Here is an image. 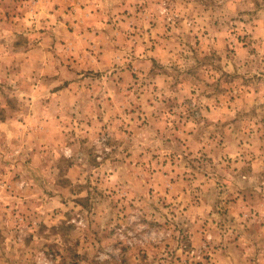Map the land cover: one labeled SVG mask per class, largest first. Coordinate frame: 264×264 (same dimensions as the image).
Returning a JSON list of instances; mask_svg holds the SVG:
<instances>
[{
	"label": "rangeland",
	"instance_id": "374dc122",
	"mask_svg": "<svg viewBox=\"0 0 264 264\" xmlns=\"http://www.w3.org/2000/svg\"><path fill=\"white\" fill-rule=\"evenodd\" d=\"M0 264H264V0H0Z\"/></svg>",
	"mask_w": 264,
	"mask_h": 264
}]
</instances>
